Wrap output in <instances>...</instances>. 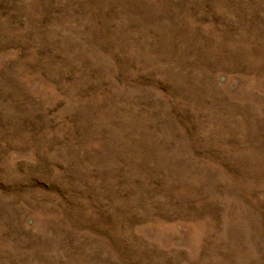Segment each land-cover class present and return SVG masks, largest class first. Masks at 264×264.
Segmentation results:
<instances>
[{"label":"rangeland","instance_id":"374dc122","mask_svg":"<svg viewBox=\"0 0 264 264\" xmlns=\"http://www.w3.org/2000/svg\"><path fill=\"white\" fill-rule=\"evenodd\" d=\"M0 264H264V0H0Z\"/></svg>","mask_w":264,"mask_h":264}]
</instances>
